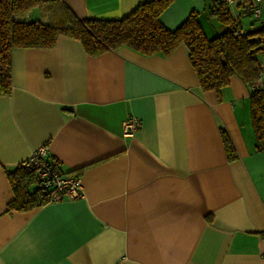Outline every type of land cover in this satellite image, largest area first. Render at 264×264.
<instances>
[{
  "label": "crops",
  "instance_id": "0c3cea01",
  "mask_svg": "<svg viewBox=\"0 0 264 264\" xmlns=\"http://www.w3.org/2000/svg\"><path fill=\"white\" fill-rule=\"evenodd\" d=\"M59 1L79 19H120L149 0ZM212 1L173 0L160 22L174 30L197 11L212 38L224 30L208 14ZM25 15L49 20L37 7ZM239 20L247 29L252 18ZM10 58L11 92L0 95V264H264V153L238 77L219 97L201 91L184 45L167 56L126 47L92 56L59 35ZM128 117L140 125L125 137ZM42 145L62 173L80 175L82 196L8 210L5 171Z\"/></svg>",
  "mask_w": 264,
  "mask_h": 264
},
{
  "label": "trees",
  "instance_id": "16d2710c",
  "mask_svg": "<svg viewBox=\"0 0 264 264\" xmlns=\"http://www.w3.org/2000/svg\"><path fill=\"white\" fill-rule=\"evenodd\" d=\"M172 1L140 3L120 19H79L59 0H0V95L11 92V50L48 48L59 35L80 41L85 52L92 56L123 47L145 56H167L184 45L201 91H214L219 97L231 76L238 77L248 87L254 147L264 153V89H254L260 79L258 63L264 26L251 28L252 20L249 28L243 29L241 14L234 15L230 7L213 0L208 14L224 27L223 32L208 38L197 11H191L177 28L169 30L160 22V15ZM36 7L48 13L46 24L25 17L27 11ZM220 135L226 158L234 160L236 153L229 136L223 129ZM5 173L14 194L8 210L25 212L49 203L50 191L37 186L32 171L17 165Z\"/></svg>",
  "mask_w": 264,
  "mask_h": 264
},
{
  "label": "built area",
  "instance_id": "2783aa9c",
  "mask_svg": "<svg viewBox=\"0 0 264 264\" xmlns=\"http://www.w3.org/2000/svg\"><path fill=\"white\" fill-rule=\"evenodd\" d=\"M48 1V0H42ZM230 8H239L238 14L249 15L252 20L261 18V5L264 0H220ZM239 32H236L238 34ZM260 79L254 89H264V43L258 63ZM137 118L128 117L121 122L122 135L132 136L139 128ZM18 167L32 171L38 187H46L50 191L49 202L73 200L82 196V182L76 173L64 174L60 171L58 162L48 156L47 145L39 146L27 158L18 163Z\"/></svg>",
  "mask_w": 264,
  "mask_h": 264
}]
</instances>
